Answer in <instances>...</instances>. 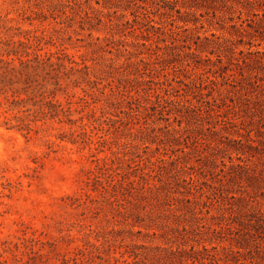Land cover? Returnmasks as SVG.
<instances>
[{"label":"trees","instance_id":"trees-1","mask_svg":"<svg viewBox=\"0 0 264 264\" xmlns=\"http://www.w3.org/2000/svg\"><path fill=\"white\" fill-rule=\"evenodd\" d=\"M72 1L73 7L65 5L63 0L34 3L41 9L37 20L44 22L52 18L55 24L26 30L23 40L13 41L14 36L8 33L11 28L6 29L5 42L0 43L3 54L18 60L15 65L14 58L11 61L0 58V91L6 94V110L30 112L29 108L21 110L28 104L37 110L48 108L43 115L50 114L52 119L60 113L70 115V108H61L55 100L56 90L49 87L59 86L61 79L89 84L90 76L96 78L113 71L118 75L115 85L118 93L113 90L106 95L113 99V106H128L132 110L131 105L137 104L145 111L155 109V104L159 103L142 87L139 66H145V73L153 53L170 59L168 50L181 43L189 50L184 55L195 63L191 69L195 78L183 82L186 98L177 102L184 110L181 114V118L186 119L184 130L198 124L197 115H191L195 108L200 112L199 118L208 115L210 121L200 124L197 134L188 136L192 141L187 148H191L198 169H202L200 175L193 177L187 172L191 157L181 161L179 157L153 161L149 154L144 158L134 156L130 147L139 146L141 142L145 148H150L154 142L147 138L149 128L137 127L128 135L132 139L121 140L126 124L116 126L117 120H111L114 125L111 140L101 137L94 149L98 153L103 151L101 147L107 148L110 155L98 158L91 152L93 167L85 171L84 186L62 198L64 207H83L92 217L104 213L101 227L92 229L90 225L77 222L81 227V237L77 240L83 245L71 254H62L61 264L71 261L74 264H245L247 253L253 251L252 242L257 237L264 238V205L258 201L259 196L264 199V192L259 193L264 188V0H181L180 7H177L179 0H150L162 9V16L181 13V17L165 21L164 27H150L151 19L146 14H135L132 22L120 21L117 8L126 12L135 5L134 0H102V4L97 0L99 8L90 6V0ZM24 2L31 4L35 0ZM67 6L70 14L66 12ZM57 12L65 15L62 21H57ZM76 17L80 19L81 30L92 38L86 47L90 52L80 55L81 62L68 56L66 38L60 34H80L72 23ZM29 22L31 24L32 20ZM149 27L157 33L151 34ZM100 31L107 35L93 38V32ZM136 31L139 33L135 34ZM128 32L135 34L134 40L117 38ZM161 34L169 36L172 45L165 43L160 47ZM154 36L156 39L152 42ZM50 46L55 47V51L48 49L40 54ZM119 46L123 49H118ZM119 53L128 56L126 61L119 62L122 57ZM105 54L114 57H105ZM88 61L96 63L91 66ZM228 79H232L231 82H227ZM208 83L214 86L209 87ZM133 87L137 90L133 91ZM21 94L26 98H21ZM189 95L210 97L207 103L211 108L202 109L187 97ZM38 97L40 99L36 100ZM156 98H161L160 93L157 92ZM106 108L103 105L100 111L103 113ZM91 111L90 117L96 113L95 109ZM12 119L18 123L12 128L30 132L28 116L14 115ZM204 129L210 134L202 136ZM83 132L87 133L85 128ZM179 132L168 129L159 137L162 143L174 147L179 145V137L175 136ZM181 152L184 156L191 154L184 149ZM181 171L182 175H178ZM213 209L217 210L216 214L212 213ZM135 227L139 230L134 231ZM140 236L144 241L159 237L167 246L152 247L134 242V238ZM18 239L23 253L41 255L42 259L44 254L32 248V243L37 241L28 237L26 230H22ZM190 241L197 245L187 248ZM14 247L21 246L15 243ZM111 253H119L121 258L110 259ZM251 259L254 264H262L258 254L251 255Z\"/></svg>","mask_w":264,"mask_h":264},{"label":"rangeland","instance_id":"rangeland-1","mask_svg":"<svg viewBox=\"0 0 264 264\" xmlns=\"http://www.w3.org/2000/svg\"><path fill=\"white\" fill-rule=\"evenodd\" d=\"M63 1L65 5L75 6L72 0ZM90 1V6L99 8L97 0ZM99 2L103 3L102 0ZM134 2L135 5L126 12L117 8V16L121 19L120 21L129 19L132 22L135 14L140 16L146 14L151 19L150 27H164L166 26L165 21L181 17V13L178 12L172 13V17L170 15L162 16V9L159 10L157 4L152 3L150 0H134ZM34 3L41 4L42 2L41 0H35V2H31V5L25 4L24 0H0V43L5 42L6 29L8 28L12 30L8 33L14 36L13 41L17 42L24 39L22 35L26 30L50 27L55 24V20L52 18L44 22L37 20L41 15V9L36 5L34 6ZM180 6L181 0L177 3V7ZM84 7H87L86 4H84ZM85 9L87 10V8ZM66 12L70 14L68 6ZM55 16L57 21H62L65 18V15L61 12L55 13ZM34 18L35 20H33ZM29 19L32 20L31 24ZM72 23L80 34L66 32L60 34L66 38L68 56L74 61L81 62L80 55L90 52L86 50V47L88 43L92 42V38L87 35V32L81 30L79 26L81 25L80 19L76 17ZM150 27L151 34L157 33L155 29ZM100 28L103 27L100 26ZM138 33L139 31H136L135 34ZM135 34L128 32L117 38L126 39L130 42L135 39ZM104 35H107V32H93V38L103 37ZM69 36L71 38L68 39ZM160 37V47H163L165 43L172 45L169 36H162L161 34ZM155 39L156 36H154L152 42ZM2 46L0 45V58L4 61H11L14 57H7L3 54ZM48 49L55 51V47L50 46L40 51V54L43 55ZM118 49L123 48L119 46ZM113 51L117 52L116 50ZM168 52L170 53V59L167 56L162 57L153 53L149 65L146 66L148 69L145 73V66L143 64L139 66L141 74L138 75V78L143 81L142 87L147 89V93L149 92L148 94L152 95V99L156 103L160 104H155L156 108L148 109V111H145L142 107L139 108L137 104L131 105L132 110H129L128 106L120 108L111 104L113 99L106 97V95L113 90L118 93L115 88L118 75L115 71L96 78L91 74L90 80L92 82L89 84L85 82L75 84L73 81L61 79L59 86H50V90H56L55 100L61 104V108L64 110L70 108L71 113L67 116L60 113L53 119L50 114L43 115L44 112L48 111V108L37 110L35 106L28 104L21 110L29 108L31 109L30 112L18 113V110L12 112L6 110L8 109L7 104L4 106L6 94L0 91V264H61L62 254H71L78 246L83 245L81 241L77 240L81 237V227L76 224L77 222L90 225L92 229L101 227L100 221L104 213L92 217L91 213L83 207L78 209H73L70 206L64 207L62 198L66 195H72L75 191H78L79 187L84 186L82 180L86 179L85 171L93 167V158L89 157L91 152L96 154L98 158L110 155L107 148L101 147L103 151H98V153L94 149L101 137L111 140L114 126L111 120H117L116 126H122V122L126 124L121 140L132 139L128 135L130 132H135L137 127L146 126L149 128L147 138L154 139V142L150 144V148H145L141 142L139 146L130 147V151L135 153L134 156L139 155L144 158L146 154H149L152 156L153 161L176 157H179L181 161V159L191 157L192 160L188 163L187 172L192 174L193 177L200 175L202 169H198V162L194 160L196 155L193 154L191 148H187V145H190V141H192V137L189 138L188 136L192 133L197 134L201 128L200 124L206 125L210 118L208 115L199 118L198 114L200 112L195 108L191 115H197L198 118L195 121L198 124H191L188 127L190 129L184 130L186 119L181 118L184 110H181V106L177 102L184 101L186 98L185 91L187 89L183 82L195 78L194 71L191 70L195 67V63L184 55V52H189V50L182 47L181 43H177L176 47L169 49ZM121 55L120 63L126 61L128 57L125 53ZM105 57L114 56L105 54ZM132 60H136V58H132ZM119 62L116 63L120 64ZM92 63L95 65L96 61L87 62L91 66ZM14 64L18 65L16 58H14ZM149 69H157V71L151 72ZM209 75L211 74L209 73ZM231 80L228 79L227 82H231ZM67 84L69 85L67 86ZM208 86L213 87L214 85L208 83ZM228 87L232 88L231 86ZM133 89V91L137 90L136 87H133ZM85 90L86 92H84ZM120 90L123 91L124 89L121 87ZM43 91L48 90L43 89ZM157 92L161 95L160 102L156 98ZM118 95L120 96V94ZM8 96L9 99H12L11 93H8ZM47 96L48 92L45 94V97ZM187 97L193 103L200 105L202 109L209 110L211 108V105L207 103L210 97L201 98L192 95ZM21 98H26V95L21 94ZM39 99V97L36 98V100ZM103 105L107 108L102 113L100 108ZM92 109H95L96 113L90 117ZM14 115L28 116L29 133H27V130L19 131L18 128H12V126L17 127L16 125H18L16 120L12 119ZM81 116L84 117L82 120L80 119ZM7 118L11 121H8ZM83 128L86 129L87 133L83 132ZM168 129L180 131L175 134L179 137V145L172 147L167 143H162L159 135L167 133ZM202 133L204 134L202 136L210 134L208 129H204ZM200 141L203 142L202 139ZM181 149L191 154L184 156ZM233 156L235 157L234 154ZM225 160L228 162L227 158ZM234 161L238 162L237 160ZM247 163L253 165L252 162ZM178 166H181V164ZM182 173L183 171L178 175H182ZM209 177L207 176V178ZM179 180L181 181V179ZM262 185H264V177ZM260 191L264 192V188L259 190V193ZM236 195L239 196V193ZM258 201L264 205L262 196L258 197ZM253 204L255 205V202ZM82 212H85V214L82 215ZM212 213L216 214L217 210L213 209ZM110 225L115 228H126L114 224ZM22 230L27 231L28 237L35 238L37 242L32 243V248L33 251H40L44 254L42 259H40L41 255H26L22 252L23 247L18 239V236H22ZM137 230L139 228L135 227L134 231ZM156 232L159 233V231ZM91 240L94 241L92 238ZM125 241L130 242L129 239ZM5 242L7 244H4ZM8 242L11 244L8 245ZM134 242L144 243L152 247L167 246L164 240L155 236L147 238L145 241L142 240L141 236L136 237ZM15 243L20 244L21 247H14ZM49 243L54 245L52 246ZM188 243L187 248H190L191 245H197L196 242L192 241ZM225 243L227 244V242ZM252 244L253 251L247 253L245 264H254L251 255L257 256V254L262 259H259L261 263L264 264V238L257 237ZM109 257L110 259L113 257L121 258L119 253H111ZM125 258L127 257L125 256ZM239 258L242 259L243 257L239 256ZM70 264L74 263L71 261Z\"/></svg>","mask_w":264,"mask_h":264}]
</instances>
